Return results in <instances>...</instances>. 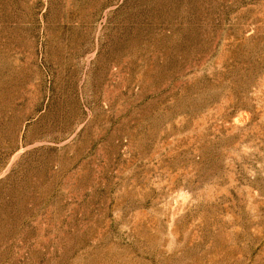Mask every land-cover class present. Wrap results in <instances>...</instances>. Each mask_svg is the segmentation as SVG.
I'll return each mask as SVG.
<instances>
[{
  "label": "rangeland",
  "instance_id": "374dc122",
  "mask_svg": "<svg viewBox=\"0 0 264 264\" xmlns=\"http://www.w3.org/2000/svg\"><path fill=\"white\" fill-rule=\"evenodd\" d=\"M0 264H264V0H0Z\"/></svg>",
  "mask_w": 264,
  "mask_h": 264
}]
</instances>
